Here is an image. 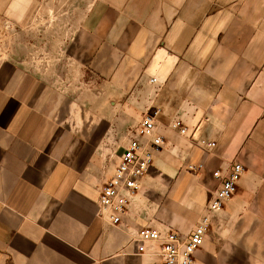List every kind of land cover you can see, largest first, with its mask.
<instances>
[{
	"label": "crops",
	"instance_id": "1",
	"mask_svg": "<svg viewBox=\"0 0 264 264\" xmlns=\"http://www.w3.org/2000/svg\"><path fill=\"white\" fill-rule=\"evenodd\" d=\"M0 31V264H159L138 232L190 235L234 163L196 264H264V0H0ZM139 107L165 143L112 226L100 193Z\"/></svg>",
	"mask_w": 264,
	"mask_h": 264
},
{
	"label": "built area",
	"instance_id": "2",
	"mask_svg": "<svg viewBox=\"0 0 264 264\" xmlns=\"http://www.w3.org/2000/svg\"><path fill=\"white\" fill-rule=\"evenodd\" d=\"M159 115L158 110H150L143 115L133 136L120 148L121 154L114 176L101 190L99 216L112 226H119L124 222L132 203L141 192L143 178L154 165L155 154L165 143ZM171 128L181 136H188L190 132L189 127L181 120L174 121ZM214 146V143L209 144V147ZM191 168L197 169L194 166ZM202 168L203 165L200 166ZM244 173L245 167L241 163L232 164L226 172L215 171L213 176L220 181L219 186L209 200L207 214L191 234L183 236L173 229L164 233L154 228H143L135 241L138 253L144 254L147 245L152 244L159 248V252L153 253L160 257L159 264H196L195 255L205 245L211 225V213L223 208L226 201L238 193Z\"/></svg>",
	"mask_w": 264,
	"mask_h": 264
},
{
	"label": "rangeland",
	"instance_id": "3",
	"mask_svg": "<svg viewBox=\"0 0 264 264\" xmlns=\"http://www.w3.org/2000/svg\"><path fill=\"white\" fill-rule=\"evenodd\" d=\"M44 27V26H43ZM21 31H23L22 29H21ZM0 32H2V31H0ZM8 32V31H7ZM16 31L14 30V27L11 29H9V33H15ZM24 32V31H23ZM34 32H36V27H34L33 26V28H28V29H26L25 30V33H27V35H30V36H32L33 35V33ZM6 43H4V45H5ZM9 44H11V45H13V43L11 42V43H9ZM28 44H30V43H27V45ZM33 44V43H32ZM0 49H1V42H0ZM97 76L98 75H96V74H93V73H90L89 75H86L85 77H84V81H86V82H96V81H98L99 79L97 78ZM135 85V84H134ZM137 85V84H136ZM144 86V85H143ZM135 87V86H134ZM145 87V86H144ZM135 89V88H134ZM128 94L130 93V91L128 90V92H127ZM141 96H142V94H140ZM139 95V96H140ZM142 110V108H138V119H136V122H133L132 121V123H131V126L129 127V129H128V131H127V133L125 134V136L122 138V141H125V140H129V138H131L132 137V135L134 134V132H135V130H136V128L138 127V125H139V123H140V120L142 119L141 118V116L143 117V115L144 114H146L147 112L146 111H148V110H146V111H141ZM193 136V133L192 134H190V137H192ZM187 168H185V169H183V171H186V172H188V173H190L191 175H193V176H197V169L196 170H194V169H192L191 167L190 168H188L189 166H194V167H196V163L193 161H189L188 163H187ZM241 183V182H240ZM240 185V184H239Z\"/></svg>",
	"mask_w": 264,
	"mask_h": 264
}]
</instances>
